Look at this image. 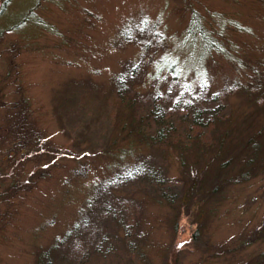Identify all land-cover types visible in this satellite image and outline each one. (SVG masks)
<instances>
[{
  "label": "rangeland",
  "instance_id": "rangeland-1",
  "mask_svg": "<svg viewBox=\"0 0 264 264\" xmlns=\"http://www.w3.org/2000/svg\"><path fill=\"white\" fill-rule=\"evenodd\" d=\"M0 3V264L262 261L264 0Z\"/></svg>",
  "mask_w": 264,
  "mask_h": 264
},
{
  "label": "trees",
  "instance_id": "trees-1",
  "mask_svg": "<svg viewBox=\"0 0 264 264\" xmlns=\"http://www.w3.org/2000/svg\"><path fill=\"white\" fill-rule=\"evenodd\" d=\"M1 10V9H0ZM225 23V22H224ZM202 25H203V19L200 18V15H196L195 13L193 14L192 20H191V30L193 31V34H196V32L202 29ZM123 36H127L128 32L126 30L122 31ZM128 37V36H127ZM205 37L206 42L208 41L210 43V48L209 50L213 47L216 48L218 51L222 52L221 47L222 45H218L219 43H217V46L215 47L214 44H212V40L211 38L206 34H203V38ZM225 49V48H224ZM125 78V77H124ZM125 83L126 80L123 79V77L118 76L117 80H116V91L111 95V99L115 98V100L118 102V105H122L123 103H125L127 106H132L130 108V114H128V122L125 123L126 127L127 125L131 126L130 131L128 132L130 135L132 134H138L139 138L145 142H147L148 144H152L156 147H164V146H168V144H172V143H180L181 138L178 139L177 137V130L171 125H169V122L166 123H162L163 125H160L158 128V131L156 132H150L147 128V125L143 124L144 119H142L143 117L140 116V118L137 116L136 114V110L133 109V104H134V99H132V97H129L130 95H126L125 94ZM122 84V87H121ZM250 89L253 90V87H250ZM255 91V90H254ZM120 92L121 95H118ZM260 93L259 98L257 99V102L259 104L262 103V105L264 106V91L259 90L258 91ZM113 112V111H112ZM115 114V111H114ZM136 120L138 121L137 124L139 125V128L136 129ZM162 121V120H161ZM161 123V122H160ZM213 123L211 122V120L209 119V121L207 122V126H208V131L209 133H211L212 131H214L215 126L213 127L212 125ZM202 124H198L196 123H191V124H187L186 125V135H185V142H192L195 138L199 139V137H204V132H203V127L201 126ZM205 126V125H204ZM125 128V126H124ZM177 137V138H176ZM192 140V141H191ZM207 142V141H206ZM205 143V142H204ZM206 144V143H205ZM29 147H27L28 149ZM26 150V148H25ZM43 148L40 150L42 151ZM48 152L47 156H50V152H52L51 148L50 149H46ZM22 151V148L21 150ZM54 153V152H53ZM42 156H45L44 153L42 154ZM252 161V160H251ZM199 174H195L192 178L193 180H195L197 178ZM204 174H202L203 177ZM205 176V175H204ZM243 177L245 176V174L242 175ZM205 180V177H204ZM193 189L191 188V193H192ZM190 234H192V232H195V234L198 233V229L196 228L195 230H193L194 228L192 227L193 224L190 223ZM176 230L178 228V224L175 227ZM193 235V234H192ZM262 261L259 264H264V255L262 256Z\"/></svg>",
  "mask_w": 264,
  "mask_h": 264
},
{
  "label": "snow or ice",
  "instance_id": "snow-or-ice-1",
  "mask_svg": "<svg viewBox=\"0 0 264 264\" xmlns=\"http://www.w3.org/2000/svg\"><path fill=\"white\" fill-rule=\"evenodd\" d=\"M206 86H207V80L204 79V80L202 81V83H201V88H204V87H206ZM129 174H131V173H129ZM180 246H182V245H180Z\"/></svg>",
  "mask_w": 264,
  "mask_h": 264
},
{
  "label": "flooded vegetation",
  "instance_id": "flooded-vegetation-1",
  "mask_svg": "<svg viewBox=\"0 0 264 264\" xmlns=\"http://www.w3.org/2000/svg\"><path fill=\"white\" fill-rule=\"evenodd\" d=\"M0 2H1V0H0ZM1 4V3H0Z\"/></svg>",
  "mask_w": 264,
  "mask_h": 264
}]
</instances>
